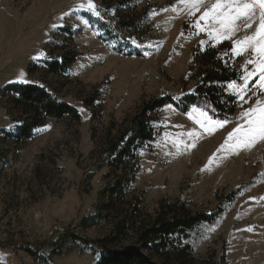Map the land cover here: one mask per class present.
Listing matches in <instances>:
<instances>
[{
	"label": "rangeland",
	"instance_id": "rangeland-1",
	"mask_svg": "<svg viewBox=\"0 0 264 264\" xmlns=\"http://www.w3.org/2000/svg\"><path fill=\"white\" fill-rule=\"evenodd\" d=\"M87 2L0 0V264H97L89 245L67 237L57 255L50 245L69 230L90 242L111 237L127 218L114 243L121 250L136 240L130 215L149 223L162 204L181 202L193 212L224 206L215 224L199 226L186 240L197 264L220 263L223 252L229 264H264V142L238 153L218 151L238 120L207 132L192 108L184 114L168 105L150 117L158 135L138 151L134 178L133 163L117 170L108 153L145 106L196 92L206 72L196 55L223 47L217 55L228 54L231 69L242 73L248 53L235 56L231 41L217 44L206 31L197 33L192 24L200 13L189 17L180 0H93L100 17ZM129 22L131 33L117 30ZM128 47L144 56L127 55ZM65 58L71 61L65 72L49 68ZM18 85L45 90L78 114L47 116L43 106L6 91ZM219 87L236 99L238 114L241 104L249 106L227 84ZM33 121L37 128L21 137ZM119 180L125 200L119 195L112 206L109 190ZM232 193L237 196L227 203Z\"/></svg>",
	"mask_w": 264,
	"mask_h": 264
},
{
	"label": "trees",
	"instance_id": "trees-1",
	"mask_svg": "<svg viewBox=\"0 0 264 264\" xmlns=\"http://www.w3.org/2000/svg\"><path fill=\"white\" fill-rule=\"evenodd\" d=\"M129 0H123V5ZM133 24L125 23L117 28L119 32L132 30ZM223 47H209L206 52L196 55L198 63L206 68V72L198 82L197 90L192 95L183 97L164 96L156 99L151 104L145 106L139 113L135 114L131 119L130 126L126 133L116 144L108 151L110 157L113 158L112 165L117 169H121L123 165L133 163V178L139 171L138 151L142 144L153 142L156 140L158 132L154 130L151 121V115L157 110L168 105L175 106L182 113L186 114L193 107H199L209 111L213 117L220 120L227 118L229 121L237 120L238 113L235 110L236 99L225 95L224 91L219 87L222 84H228L232 80L237 79L241 74L234 71L230 67L229 55L218 54ZM127 55H142L140 50H132L130 47L124 50ZM71 61L66 58L59 61L49 63V68L54 72L66 71ZM7 92L20 96V99L28 102L32 107L42 109L44 107L47 116L54 118H62L65 114L77 115L78 112L72 106L59 103L50 94L46 93L36 86L18 85L11 86L6 89ZM38 121L28 123L21 129V137H30L32 131L37 128ZM133 178L126 183L127 187L133 181ZM123 181L119 180L113 188L109 190L111 205H115L122 196L125 200ZM240 189L239 191H241ZM122 193V194H120ZM239 193V192H238ZM236 193H232L226 197L225 201L232 202ZM224 206L208 212H198L190 210L184 202L171 205L162 204L158 216L149 223L140 222L135 215V219L131 223L135 234V243L121 250L114 247V243L123 235L126 227V219L123 221V230L118 231L111 237L90 242L80 238L75 232L69 230L56 242L51 243L50 249L54 254H60L65 246V238H70L75 242H81L89 245L97 250V264H197V257L193 247L186 243L199 226L203 224H215L222 216ZM129 223V222H127ZM42 248V247H41ZM25 249V248H24ZM40 249V248H39ZM34 257H38V249L31 247L26 248ZM208 264V263H205ZM214 264V263H213ZM216 264H229L226 260V253L223 252L221 262Z\"/></svg>",
	"mask_w": 264,
	"mask_h": 264
},
{
	"label": "snow or ice",
	"instance_id": "snow-or-ice-1",
	"mask_svg": "<svg viewBox=\"0 0 264 264\" xmlns=\"http://www.w3.org/2000/svg\"><path fill=\"white\" fill-rule=\"evenodd\" d=\"M180 3L189 17H196V13H200L192 24L197 33L206 31L210 40L217 44L231 41V52L235 56L248 53L244 71L237 78L240 83L237 80L230 81L227 90L230 95L249 106L243 108L241 104L243 110L235 118L239 122L235 123L218 151L238 153L241 150H250L257 142H264V0H214L210 4L206 0H180ZM84 7L83 3L79 5L81 9ZM86 7L97 17L101 16L93 0H88ZM175 10L172 8V11ZM201 21L204 22L203 25ZM248 30H251L250 34ZM241 31H244L245 35L234 39ZM203 43L205 41H201V44ZM247 65L252 66L251 70H248ZM191 112L197 114L196 123L207 132L223 128L230 123L227 118L214 120L200 108L194 107ZM187 135L193 138V141L198 139L193 132ZM195 146V142L185 145L187 148ZM246 230L252 231V228Z\"/></svg>",
	"mask_w": 264,
	"mask_h": 264
}]
</instances>
